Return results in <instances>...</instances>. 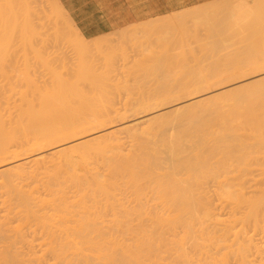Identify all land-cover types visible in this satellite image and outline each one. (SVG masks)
I'll return each mask as SVG.
<instances>
[{"label":"rangeland","instance_id":"1","mask_svg":"<svg viewBox=\"0 0 264 264\" xmlns=\"http://www.w3.org/2000/svg\"><path fill=\"white\" fill-rule=\"evenodd\" d=\"M247 1L256 15L242 21L232 18ZM181 13L187 16L176 20ZM148 23L156 25L147 32L133 31ZM8 35L13 36L9 45ZM26 42L33 46L28 48ZM0 44V117L7 127L25 120L15 113L16 105L27 107L22 98L32 100L34 110H45L48 104L44 103L53 98L48 94L53 95L58 85L67 92L105 93L103 102L78 106L107 110L112 116L100 122L73 121L100 128L0 163L7 170L0 175V251H27L31 243L39 242L44 225L40 218L54 214L57 207L45 202L48 193L60 190L69 202L74 194L83 193L68 178L71 167L81 180L99 177L119 183L118 163L150 161L151 168L140 175L159 180L160 174L174 171L168 157L171 141L182 144L191 155L203 145L206 149H199L203 156L216 160L219 156L211 152L213 132L223 131L224 126L244 130L249 111L264 112V0H215L96 38L85 37L55 0H0ZM24 50L29 52L28 67L20 62L28 54H20ZM173 79L191 80L196 88L172 91L168 85ZM157 94L172 96L153 105L134 101ZM143 115L151 122L142 125L136 136L130 131L136 138L112 148L111 133L124 137L128 132L118 131ZM57 147L69 149L65 155L73 158L70 163L52 155ZM42 153L45 160L19 166ZM186 173L180 171L184 177Z\"/></svg>","mask_w":264,"mask_h":264},{"label":"bare ground","instance_id":"2","mask_svg":"<svg viewBox=\"0 0 264 264\" xmlns=\"http://www.w3.org/2000/svg\"><path fill=\"white\" fill-rule=\"evenodd\" d=\"M238 9L241 12L231 17L237 16L239 21L256 15L248 1L241 3ZM185 16L187 14L181 13L175 18ZM166 21L163 25L168 24ZM150 23L144 27L138 25L133 31L147 32L156 25ZM11 37L5 43L8 41V44ZM21 42L24 41L21 39ZM28 42L27 47L31 48L33 44L29 47ZM25 45L22 47L26 50ZM25 50L20 54L25 55L28 52ZM28 55L29 52L22 55L23 62L20 60L24 67H28ZM181 82L170 80L169 84H173L166 88H173L172 91L194 88L191 80ZM61 88L58 85L57 89ZM57 89L53 95L48 94L53 98L48 97L45 110H34L32 100L22 96L21 101L27 107L16 105V111L12 110L20 120L27 122L21 120L16 126L7 127L0 117V163L100 128L78 126L73 121L111 119L107 110L78 106L88 101L103 102L105 93L90 95L79 90ZM171 96L157 94L134 101H138L136 105H153ZM13 111H10L12 115ZM120 116L126 121L124 114ZM149 122L151 117L146 115L129 121L118 131H126L127 135L111 133V147L136 138L132 135L136 136V131ZM245 123L249 132L245 131L246 127L238 132L233 126H224L226 130L221 128L223 131L217 134L213 132L215 145L211 152L219 156L216 160L203 156V150H199L206 149L203 145L197 146L198 152L191 155L193 152L187 153L182 144L177 143V146L171 141L168 157L174 171L160 174L163 177L159 180L140 175L151 168L150 161L118 163L116 169L122 176L119 183L99 177L81 180L71 167L68 178L75 186L83 188V193L74 194L70 202L60 190L48 193L50 199L45 202L57 207L54 214L43 219L38 216L44 224L39 242L31 243L27 251H0V264H264V112L249 111ZM68 150L57 147L52 155L70 163L73 158L65 155ZM45 159L42 153L36 158H26L19 166ZM182 170L187 171V177L180 175ZM5 172L7 170L0 167V175ZM32 214L38 215L34 211Z\"/></svg>","mask_w":264,"mask_h":264},{"label":"crops","instance_id":"3","mask_svg":"<svg viewBox=\"0 0 264 264\" xmlns=\"http://www.w3.org/2000/svg\"><path fill=\"white\" fill-rule=\"evenodd\" d=\"M77 29L96 38L215 0H55Z\"/></svg>","mask_w":264,"mask_h":264}]
</instances>
